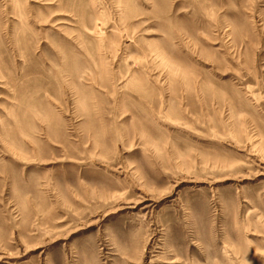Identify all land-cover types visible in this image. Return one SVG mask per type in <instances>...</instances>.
Here are the masks:
<instances>
[{
  "label": "rangeland",
  "instance_id": "rangeland-1",
  "mask_svg": "<svg viewBox=\"0 0 264 264\" xmlns=\"http://www.w3.org/2000/svg\"><path fill=\"white\" fill-rule=\"evenodd\" d=\"M0 264H264V0H0Z\"/></svg>",
  "mask_w": 264,
  "mask_h": 264
}]
</instances>
